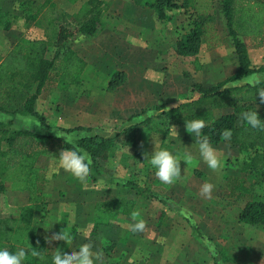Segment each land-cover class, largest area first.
Instances as JSON below:
<instances>
[{
  "label": "rangeland",
  "instance_id": "374dc122",
  "mask_svg": "<svg viewBox=\"0 0 264 264\" xmlns=\"http://www.w3.org/2000/svg\"><path fill=\"white\" fill-rule=\"evenodd\" d=\"M53 1L59 12L65 13L62 20L72 27L89 17H82L81 9L70 4L64 6L62 0ZM94 2H99L102 9L103 28L94 36L78 38L74 48L85 59L98 64L100 69L96 75L102 89L89 91L88 85L83 83L79 90L81 95L74 102L83 112V127L92 130L67 132V140L70 138L77 143L85 135H100L116 138L118 143L111 152L110 161L104 164L100 185L94 191L87 187L88 179L82 181L63 169L51 179L47 178L49 166L57 163L56 157L62 148L51 149L42 157L35 174H45L46 190L53 196L48 197L38 209L40 214L37 218V212L34 213L35 227H32L37 237L47 241L46 236L54 235L51 228L59 230L67 226L74 234L69 243L63 238L47 242L54 249L69 247L71 250L89 243L94 251L103 252L105 264H215V261L220 264H264V225H248L239 221V214L248 201L264 200V183L255 173L243 171V161L249 153L239 152L228 142L212 144L223 162L222 168L213 171L199 157L196 136L187 132L186 125L168 126L165 133L167 126L160 120L162 111L200 96L193 90L194 83L205 87L216 85L236 71L235 48L220 8L221 0H215L214 20L223 43L209 48L204 42L196 57H183L175 49L177 39L190 29L193 19L190 12L174 9L171 19L160 20L153 9L136 6L133 0ZM30 32L36 35L37 30ZM245 42L253 60L258 66L264 65V35L256 39L246 38ZM113 67L127 74L118 92L103 87V80L111 74ZM244 79L248 82L251 79L252 83L257 80L251 75ZM236 84H240L239 81L230 82L227 86ZM69 97H75V93ZM260 107L256 105V111H260ZM232 110L214 109V113L218 116ZM134 114L136 116L132 118ZM147 118L151 120L142 123ZM109 126L113 129L111 135L105 132ZM126 130L129 138L125 135ZM155 146L181 158L185 153L194 157L188 166L181 161L182 176L171 185L161 183L155 170L144 160V154L152 153ZM226 175L245 177L251 192L238 200L231 198ZM127 179L168 199L161 201L150 192L125 191L116 184ZM205 183L214 186L211 196L201 191ZM82 184L84 187L79 190ZM59 185H63L60 188L62 197ZM115 195L136 198V219L123 215L120 221L116 220L118 223L110 219L112 225L104 226L99 236L91 225L97 213L94 205ZM24 196L27 197L25 193ZM54 201H62V212L67 208L66 214L58 215L61 224L55 223L57 218L50 220ZM24 204L16 201L18 206L12 208L6 198L0 205V217L18 236L23 224L21 211ZM50 207L52 209L49 210ZM140 220L144 221L145 230L133 233L131 225ZM196 229L204 238L196 234ZM111 237L116 242L109 244Z\"/></svg>",
  "mask_w": 264,
  "mask_h": 264
},
{
  "label": "trees",
  "instance_id": "16d2710c",
  "mask_svg": "<svg viewBox=\"0 0 264 264\" xmlns=\"http://www.w3.org/2000/svg\"><path fill=\"white\" fill-rule=\"evenodd\" d=\"M18 1L21 3L26 24L45 27L46 38L21 37L7 56L0 55V108L11 112L24 100L22 110L42 118L35 106L39 95L48 83L58 82L60 88H69L81 83V74L87 61L73 49L71 43L81 35L94 36L101 31L102 9L99 2L88 1L82 7L80 15L82 17L89 15V17L78 26L72 27L61 22L64 13L59 12L52 0H46L45 3L36 6L35 12V0ZM133 2L136 6L153 9L160 20L171 19V11L174 9H183L192 14L189 31L176 42V51L181 56L196 57L204 42L209 48L223 43L214 20L215 0H133ZM220 8L233 40L237 70L216 85L205 87L201 83H194L193 90L200 96L167 108L160 114V120L167 126L165 130L167 133L168 126L186 125V121L203 119L206 126L202 136H206L211 144L228 142L239 152L249 153L243 161V171L255 173L264 183V131L251 128L242 119L243 112L256 111V105L261 106L258 112L264 119V103L260 102L257 93L259 89H264V80L257 84L227 86L228 83L236 82L242 77L264 72L263 65L253 64L249 47L245 42L246 38L256 39L264 35V0H221ZM51 46L55 48L52 57L48 58ZM126 78L125 72H114L109 83V90L119 88L125 83ZM34 83L37 86L32 93ZM222 108H233V110L217 116L214 109ZM150 120L147 118L142 123ZM91 130L90 127L78 126L68 128L67 132ZM225 132L231 133L230 138L224 137ZM125 135L128 137V130ZM199 139L200 137H196L198 142ZM3 141L7 143L6 149L2 148ZM116 141V138L100 135H85L78 139L76 144L89 153L93 162L92 172L88 177L89 186H87L90 191H94L96 186L100 185L99 180L104 173V164L110 161L111 152L118 143ZM130 142L134 143L132 140ZM56 147L64 149L71 147V143L64 137H45L29 131H16L9 135L6 130L0 129V199L8 189L27 190L30 192L31 202L30 205L22 208L23 224L20 227L19 236L16 231L13 234V229L7 227L6 220L0 217V247L14 252L20 249V246L29 243L28 247L23 248L28 253L25 264H55L52 257L56 249L49 242L40 240L33 227H35L34 213L38 212L44 204L42 200L46 181L45 174L36 175L35 170L42 157ZM226 178L230 186L228 194L234 200L251 192L245 177L226 175ZM116 184L125 191L150 192L161 201L168 199L166 196L160 197L159 193L148 190L130 179ZM81 187H84L83 184L78 189L80 190ZM137 204L136 198L127 195H115L111 199L97 201L94 205L97 213L91 223L94 231L97 230L100 236L104 226L112 225L110 219L116 221L121 219V215L133 216L136 213ZM65 212L66 210L62 213L65 214ZM239 221L248 225L263 226L264 200L248 201L239 214ZM196 234L204 238L199 230ZM109 239V244L116 242L113 237ZM33 251L38 255L32 256ZM222 252L224 255V251ZM215 264L220 263L215 261Z\"/></svg>",
  "mask_w": 264,
  "mask_h": 264
},
{
  "label": "crops",
  "instance_id": "0c3cea01",
  "mask_svg": "<svg viewBox=\"0 0 264 264\" xmlns=\"http://www.w3.org/2000/svg\"><path fill=\"white\" fill-rule=\"evenodd\" d=\"M35 1H36V4L34 5V12L37 10V7L45 3L46 0H44L43 2L39 0H35ZM62 1L61 2L64 3V6L66 4V6L68 7V4H70L71 6L75 8L82 9V7L85 5V3H87L88 0H84V1L62 0ZM52 2L54 3L53 0ZM64 10H66L65 11L66 14L67 12H69L67 8ZM61 22L68 25V23L66 21L64 22L62 18H61ZM103 25H104V22H103ZM45 29H46L45 27L43 28L37 27L34 24H32L31 26H28L26 24L24 13L23 11H21V3L18 0H0V55L1 56L3 57L7 56L8 53L13 49V47L17 44V42L19 41L21 37L25 36L31 39L46 38ZM31 30L32 31L37 30L36 35H32L30 32ZM83 36L84 35H81L78 38H82ZM78 38H76L71 44H72L73 49L76 50L78 54L85 59L83 54L78 49L74 48V43L79 41ZM54 48H55L54 46H51L49 48L50 50L48 51V58L52 57ZM251 59L253 61V64L258 66V63L253 60L252 56H251ZM85 60L87 61V65L82 71L80 84L71 86L69 88L68 87L60 88L58 82H51V83H48L43 88L42 93L39 95L36 106H35L40 116H42V118L34 114L27 113L24 110H22L24 109L23 107L24 100H23L20 104H18L17 108L11 112L1 110L0 108V124H1L0 129L6 130L9 135L13 134L16 131H29V132L39 133L41 135H44L45 137L46 136L64 137L67 140V129L68 128H76L78 126H85V123H83V115H82L83 112L80 108V105L77 102H74L81 95V93H79V90L81 86L83 85V83L88 85L89 91L102 89L100 78L98 75H96V74H99L98 72L100 69L98 67V64L91 63L89 59L88 60L85 59ZM236 65H237V59H236ZM237 67L238 66H236V68ZM114 70L120 71L118 68L115 69L113 67V70L110 71L111 74L107 75V78L103 80V84H104L103 87H105L106 89H109V83L111 81L112 73L115 72ZM260 73L262 74L258 75L254 73L251 75V78L257 79L253 83L251 79L249 82L246 81L244 79L245 77L240 78L239 80H237V82L239 81L240 85L257 84L258 82L264 80V72H260ZM95 77L97 79H95ZM248 77H250V75L247 76V78ZM36 86L37 84L34 83L32 87V93L35 92ZM120 88L121 87L117 88L115 91L118 92ZM73 93H75V97H69V95ZM124 111L126 112V109H124ZM135 114L132 115V118L136 116ZM2 148L3 149L7 148V143L5 141L2 142ZM51 151L52 150L50 149L48 151V154ZM62 186L63 185H59V190L60 188L62 189ZM24 193L26 194L27 197L24 196ZM61 193L62 191L60 190L59 191L60 197H62ZM29 196H30V192L27 190L21 191V190H15V189H8L6 193L2 194L1 199H0V205L2 206V204L4 203V200L8 198L9 207L15 208V206H18V205H15V202L19 201L20 203H23V202L25 203L22 206L23 208L26 205L31 204ZM50 196H53V194L47 192L46 181H45L44 197H43L42 202L44 201V204H45L47 198ZM24 197L27 198V201L24 199ZM65 202H68V201H65ZM61 204H62V201L55 202L54 206H52L53 211H51L53 214L50 215L51 216L50 220L52 219L54 220L55 218H57V220H54V221L55 223L59 222V224L61 223V221L58 220L59 219L58 215L62 216L63 214L61 211ZM52 208L50 207L49 210ZM65 210L67 212V208H65ZM38 213L40 214V211L36 213L35 218H37Z\"/></svg>",
  "mask_w": 264,
  "mask_h": 264
},
{
  "label": "clouds",
  "instance_id": "9594fccd",
  "mask_svg": "<svg viewBox=\"0 0 264 264\" xmlns=\"http://www.w3.org/2000/svg\"><path fill=\"white\" fill-rule=\"evenodd\" d=\"M257 93L260 102L264 103V89H259ZM242 119L251 128L264 131V119L261 118L258 111H245L242 114ZM185 124L188 133L200 137L197 147L202 161L213 171L222 168L223 162L217 155V150L206 136H202V131L206 126L205 121L203 119H193L186 121ZM105 132L111 135L113 134V129L110 126L106 127ZM223 135L227 139L230 138L231 133L225 132ZM69 142L71 143V147L62 149L59 157H56L57 163L49 166L48 179H51L53 175L59 174L61 169L74 174L82 181L87 180L91 174L93 162L89 153L74 141H71L70 138ZM144 160H147L152 169L155 170V175L161 183L171 185L182 176L181 161L185 162L188 166L193 162L194 157L190 153H185L184 157L181 158L173 155L165 148H157L155 146L152 153L144 154ZM213 187L212 184L205 183L201 191L204 195L211 196ZM135 219L136 214L134 213L133 220ZM145 227L144 221L140 220L131 225V231L133 233H142ZM51 229H53L54 235L45 237L49 242L63 238L69 243L74 238V234L68 230L67 226L59 230H56L54 227ZM84 236L87 238L86 232ZM27 255L28 253L23 248L13 252L7 248L0 247V264H25ZM31 255L37 256L38 253L33 251ZM52 259L55 261V264H105L103 252L94 251L93 246L89 243L80 245L77 250H71L69 247H57Z\"/></svg>",
  "mask_w": 264,
  "mask_h": 264
}]
</instances>
